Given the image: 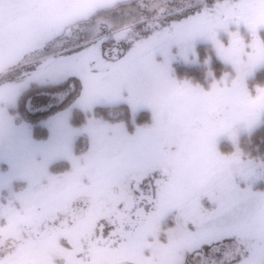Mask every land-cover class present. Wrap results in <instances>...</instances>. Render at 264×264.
I'll return each instance as SVG.
<instances>
[{
    "label": "snow or ice",
    "instance_id": "obj_1",
    "mask_svg": "<svg viewBox=\"0 0 264 264\" xmlns=\"http://www.w3.org/2000/svg\"><path fill=\"white\" fill-rule=\"evenodd\" d=\"M262 126L264 0H0V264H264Z\"/></svg>",
    "mask_w": 264,
    "mask_h": 264
},
{
    "label": "rangeland",
    "instance_id": "obj_2",
    "mask_svg": "<svg viewBox=\"0 0 264 264\" xmlns=\"http://www.w3.org/2000/svg\"><path fill=\"white\" fill-rule=\"evenodd\" d=\"M200 45H205L203 43H198L197 44V48L200 47ZM199 53V51H197ZM177 67H185V66H189V65H186L184 64L182 61H174L173 64H172V68L174 70V72L178 73V71L176 70V66ZM188 72V71H185V73ZM190 72V71H189ZM246 135L248 134H241V146L243 148H245V150H247L253 157H261V158H264V151L261 149V147H259L258 143L256 141H253V140H250V141H247V139L245 138ZM226 143L225 141H222L221 142V146H223V144ZM255 188H258V189H264V181H258L255 185H254Z\"/></svg>",
    "mask_w": 264,
    "mask_h": 264
},
{
    "label": "trees",
    "instance_id": "obj_3",
    "mask_svg": "<svg viewBox=\"0 0 264 264\" xmlns=\"http://www.w3.org/2000/svg\"><path fill=\"white\" fill-rule=\"evenodd\" d=\"M206 45H200V47L197 48V51H199L198 55L203 58L206 55L205 49ZM176 66V65H175ZM176 70L178 71L177 76H182L185 74V71H194L190 66H185V67H175ZM247 141L253 140L256 141L261 147V149L264 151V126L257 128L255 131H253L251 134L246 135L245 137Z\"/></svg>",
    "mask_w": 264,
    "mask_h": 264
}]
</instances>
